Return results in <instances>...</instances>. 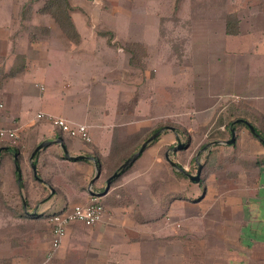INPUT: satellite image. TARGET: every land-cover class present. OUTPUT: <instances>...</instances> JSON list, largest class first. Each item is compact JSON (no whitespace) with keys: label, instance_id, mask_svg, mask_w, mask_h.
Returning a JSON list of instances; mask_svg holds the SVG:
<instances>
[{"label":"crops","instance_id":"1","mask_svg":"<svg viewBox=\"0 0 264 264\" xmlns=\"http://www.w3.org/2000/svg\"><path fill=\"white\" fill-rule=\"evenodd\" d=\"M223 1H216L219 9ZM198 3L206 7L205 1ZM229 4L224 3L216 20L207 18L195 23H201L194 33L198 46L189 51L191 55L196 53L199 60L182 64V70L188 72V103L192 107L187 112H182L178 105L180 83H183L179 75L181 64L172 62L167 67L168 81L158 78L156 65L148 67L147 57L152 53L141 37L140 29L144 30L140 27L126 31L119 47L118 35L109 29L107 11L95 17V24L102 23L101 28L109 31L105 30L106 35L95 31L89 46L83 45L84 35L70 13L79 34L78 43H69L65 37L71 47L34 48L25 52L27 62L22 80L14 83L15 91L5 93L0 101L2 122L17 132L20 141L16 147L8 146L9 151L0 152L11 155L13 163L18 161L24 187L19 189V195H25L22 203L27 201V204L23 205L22 213L15 214L17 220L39 223L53 213L86 205L93 198L100 200L104 208L103 218L93 227L78 222L68 225L48 261H56L55 264H264V145L261 142L264 138V0H238ZM209 13L204 10L200 14ZM136 17L121 18L125 24H131L132 19L142 22L143 16ZM228 17L232 21H227ZM127 43H138L144 48L146 57L140 62L143 69L130 62L131 55L123 48ZM37 51L42 59L29 58ZM69 65L78 70L72 75V90L64 78L58 81L59 75L72 74L67 69L63 71ZM149 72L154 73L152 80L160 88L170 86V110L158 104L157 93L148 92ZM46 88L49 94L44 95ZM35 94L36 100L46 108L38 109L29 118L22 111V99ZM133 98L134 108L126 111L125 100L131 105ZM151 105L162 106L155 116L149 115ZM192 112L205 121L199 125L201 128L217 124V136L222 138L200 145L193 160L184 159L181 164L180 151L188 149L189 143L180 140L182 135L177 128L164 130L104 192L106 180L116 171H105L102 164L113 151L112 144L122 142L123 137L147 132L142 125L148 119L177 122ZM37 114H43V118L37 119ZM58 118L72 128L85 126L90 141L62 133L50 123V119ZM246 124L253 127L256 135ZM231 135L233 142L229 144ZM42 143L44 146L31 159L32 152ZM179 144L182 148L174 151ZM15 149H18L16 160ZM165 149L177 168L165 156L159 158ZM31 163L35 165V173ZM191 166L195 170L188 173ZM198 166L201 167L199 180L192 182L185 174H195ZM4 169V175L12 182L8 161ZM165 178L174 179L171 187L164 183ZM16 184L19 185L18 175ZM166 216L170 217L167 224Z\"/></svg>","mask_w":264,"mask_h":264},{"label":"rangeland","instance_id":"2","mask_svg":"<svg viewBox=\"0 0 264 264\" xmlns=\"http://www.w3.org/2000/svg\"><path fill=\"white\" fill-rule=\"evenodd\" d=\"M69 1L72 5L70 10L71 16H73L82 35H84V42L82 43L85 47L91 45L90 37L95 34V31L105 33V35L107 34L105 31L107 29L101 28L103 27L102 23L95 24V17L107 11L106 14L110 15L108 19L111 21L109 29L118 35L117 44L119 47H122L126 31L133 32L132 28L140 29V27L144 30V32H141L140 29L141 37L146 40V46L149 52L152 53V56L149 55L147 57L148 67L152 68L153 64L156 65L158 78L161 77L162 79L164 78L165 81H168L169 75L165 72L167 67L172 62L181 64L179 75L183 83H180L181 88L178 92L180 104L178 105L182 112L190 111L192 108L188 103L190 95L187 86L188 72L185 68L184 71L182 70V64L186 65L187 62H193L194 60L196 62L199 60L196 53H192L191 55L189 51L198 46V42L194 41V33L198 30L197 28H201V23L200 25H196L195 23H198L200 19L203 20L208 18L216 20L220 12L223 11L222 7L224 3L227 1L230 4L234 1L238 2V0H224L221 9H219V5L216 3L217 0H68V2ZM198 1H205L206 7H203ZM42 4L43 0H0V101L1 99L4 100L5 93L9 94L15 91L16 85L14 83L22 80L24 68L26 67L24 65L27 62L26 56L24 55L25 52L34 48L71 47L69 44L70 42L68 43L66 41L65 36L62 35L53 19H51L48 14L39 12L38 9L42 7ZM204 10H209L210 13L208 15L200 14ZM125 15H132L133 17L138 16V18L143 16L142 22L140 19H132L131 24H125V21L121 18ZM44 28L47 29V33L42 30ZM109 29L107 31H109ZM136 32L138 33V31ZM31 33H35L34 40L30 39L29 35H31ZM111 37L112 35L110 39ZM118 46L114 45V48L117 49ZM21 57H23L24 61L21 60ZM29 58L42 59L38 51L34 54L31 53ZM66 69L72 74L66 75L65 77L64 75L62 77L59 75L58 81L64 78V82H68L67 84L71 86L70 90H72L74 85V83L71 82L73 79L72 75L78 70L72 65L66 68L63 67V71H66ZM11 70H15V73L13 74ZM15 74L18 76L14 77ZM153 74V72H149L148 74V92L157 93L158 95H155V98L156 101L158 100V104L164 107L166 106L165 108L170 110L171 108L169 106L172 103L171 88L170 86L165 89L160 88V86L152 80ZM210 80L213 81V77H211ZM166 89L168 93H166ZM45 94H49V88H46L44 95ZM30 96L31 97L27 99H22V111L29 118L34 117L38 109L46 108L42 102L36 100V97H38L36 94L34 97L32 95ZM133 102L134 98L130 103L131 105H128L129 103L126 99L123 108L125 107L126 111L133 109ZM162 106L153 105L149 115L155 116L157 110H161ZM193 114V112L191 114L187 113L183 116L182 120L177 122L168 119L159 121L148 119L147 122L142 125L146 126L147 132L123 137L121 139L122 142L112 144L113 151L102 160L104 170L108 172L117 170L130 154L138 150L140 144L152 134L154 129L166 125L177 128L182 135V137L180 136V140L188 141L189 143L190 147H188V149L180 151L179 155H181V158L179 161L181 164L184 163V159L191 162L201 149L200 145L209 144L210 142L222 138L217 136V124L201 128L199 125L204 124L205 121L203 118L196 117L195 114V118H193ZM218 121L219 120L216 122L220 123V121ZM19 143L18 137L16 146H18ZM0 144L9 146L7 141H0ZM22 145L25 146V144ZM21 149H23V147ZM166 150L167 149L161 152L160 159H163V156L169 153V151ZM169 159H171L170 156ZM194 170L195 167L191 166L188 173H192ZM170 182H174V179H164V183L166 185L168 184V187H171ZM180 183H182V179H180ZM2 185L1 191L4 195H0V262L8 261V263L5 264H55L56 261H48L49 257L53 255L50 250L51 225L49 217L48 220L41 219L39 223L17 220L15 208H17L18 202L22 201L23 197L25 198V195H13L12 182L10 179H7L6 176L4 177ZM166 185L164 189L168 191ZM164 196L166 199L167 196ZM73 207L67 209L70 210ZM51 211L53 210L51 209ZM51 211H49L50 214L52 213ZM168 218L170 219L168 216L165 217L166 224L168 223ZM48 232L50 234V245H47Z\"/></svg>","mask_w":264,"mask_h":264},{"label":"built area","instance_id":"3","mask_svg":"<svg viewBox=\"0 0 264 264\" xmlns=\"http://www.w3.org/2000/svg\"><path fill=\"white\" fill-rule=\"evenodd\" d=\"M2 105L0 104V141H7L9 147H16L18 134L14 129L6 127L1 115ZM37 119H42L43 114H37ZM50 123L58 128L62 133L71 138H79L83 142H89L90 137L85 126L72 128L62 119H50ZM104 215V208L98 199L93 198L86 205H76L70 211L53 213L49 216L51 225V253L55 251L65 235L67 226L73 222H78L85 227H93L101 221Z\"/></svg>","mask_w":264,"mask_h":264},{"label":"trees","instance_id":"4","mask_svg":"<svg viewBox=\"0 0 264 264\" xmlns=\"http://www.w3.org/2000/svg\"><path fill=\"white\" fill-rule=\"evenodd\" d=\"M38 10L42 14H48L49 17L51 19H53V21L57 25L58 29L62 33V35H64L69 42L74 43V44L78 43L79 34L76 30V27L72 21L71 16H70L71 7L69 5L68 0H43L42 7ZM232 19H233L232 17H228L227 21H232ZM42 30H44L45 33L48 32L46 28H44ZM29 36H30L31 40L35 39V33H31V35H29ZM123 48L128 53H130V55H131L130 62L133 65L137 64L138 67L143 69L144 64H143V62L140 64V62H141V60H143V58L146 57L144 48L138 43H127L126 45H123ZM21 60L24 61L23 57H21ZM12 72L14 74L15 70H13ZM161 127H163V126H159L158 128L154 129L151 135H153L155 132L159 131L161 129ZM134 135H139V133H136ZM134 135H131V136H134ZM148 138H146V139H148ZM263 141H264V138H263ZM140 146H141V144H140ZM2 147H8V145H5V144L1 145L0 144V148H2ZM17 152H18V149L17 150L15 149L14 153L17 154ZM131 155H133V154H130L126 159L131 157ZM6 161H8V163H9L10 171H11L12 177L14 178V180L12 181L13 195H19V189H22L24 187H23L22 177L19 179V185L16 184L17 173L15 171V166L18 165L17 164L18 161L13 163L12 156L7 154V153H3V152L0 154V171H1V173H0V195H4V193L1 191V187L3 186L2 183H3L4 177H5V175H4V171H5L4 164L6 163ZM111 171L114 172L115 170H111ZM41 196H43V195H41ZM25 203L27 204V201ZM15 209H16L15 214H17V212H18V214H19V212L22 213V210H23L22 201L18 202L17 208H15ZM0 263L5 264V263H8V261H1Z\"/></svg>","mask_w":264,"mask_h":264},{"label":"water","instance_id":"5","mask_svg":"<svg viewBox=\"0 0 264 264\" xmlns=\"http://www.w3.org/2000/svg\"><path fill=\"white\" fill-rule=\"evenodd\" d=\"M246 125H247V127L249 128L250 132H251L252 134L256 135V133H255L253 127H251V126L248 125V124H246ZM167 129L170 130V131H174V128H172V127H164V128H161L159 131L155 132V133H154L153 135H151L148 139H146V140L141 144V146L138 148V150H137L135 153H133V155H131V157H129L128 159H126V160H125V161H124V162L118 167V169H117V170H116V171H115V172H114V173H113V174H112V175L106 180V187H105V189H104V192L108 190L111 181H112L113 179L117 178L121 172H123L126 168H128V167H129V166H130V165H131V164L137 159V157L140 155V153L144 151V149L146 148V146H147L151 141H153V140L159 135V133H161L162 131L167 130ZM232 142H233V135H231V139H230V141H229V144L232 143ZM261 142H262L263 145H264V141L261 140ZM43 146H44V143H42V144H40V145H38V146L36 147V149H35V150L32 152V154H31V159L33 158V156L35 155V153H36L39 149H41ZM181 148H182V144H179V145H177L173 150L175 151V150H177V149H181ZM1 151H9V147H2V148H0V152H1ZM16 156H17V154L14 153V160H16ZM165 158H166L167 161L171 164L172 167L177 168L176 164L173 163V162L169 159L168 154L165 155ZM31 168H32L33 172L35 173V165H34L33 163H31ZM200 170H201V167L198 166L195 175L185 174V176H186L190 181H192V182H198V180H199V175H200ZM15 171H16V173H17V175H18V180H19V179H20V171H19V167H18V165L15 166ZM180 171H182V173H183V170L180 169ZM98 174H99V170H98V168H96V176H97ZM23 205H25L24 202H23Z\"/></svg>","mask_w":264,"mask_h":264}]
</instances>
